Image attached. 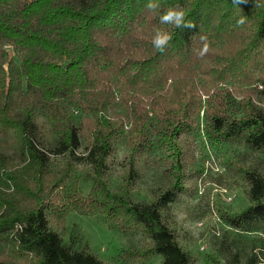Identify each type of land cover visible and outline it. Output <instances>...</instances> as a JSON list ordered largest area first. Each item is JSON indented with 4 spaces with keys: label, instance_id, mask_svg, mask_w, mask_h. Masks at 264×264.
Segmentation results:
<instances>
[{
    "label": "trees",
    "instance_id": "obj_1",
    "mask_svg": "<svg viewBox=\"0 0 264 264\" xmlns=\"http://www.w3.org/2000/svg\"><path fill=\"white\" fill-rule=\"evenodd\" d=\"M148 2L0 0V264H104L86 241L68 246L49 228L71 213L142 235L144 249L123 251L125 261L188 264L161 214L177 192L143 204L129 186L121 194L103 184L114 144L142 151L150 130L181 137L201 124L209 143L237 141L264 157V0H152L155 11ZM169 7L196 27L160 24ZM156 28L172 36L163 53L151 44ZM50 157L66 164L52 169ZM83 160L94 175L87 197L75 177ZM246 180L250 205L224 224L263 232L264 177L253 169ZM260 263L252 253L243 264Z\"/></svg>",
    "mask_w": 264,
    "mask_h": 264
},
{
    "label": "rangeland",
    "instance_id": "obj_2",
    "mask_svg": "<svg viewBox=\"0 0 264 264\" xmlns=\"http://www.w3.org/2000/svg\"><path fill=\"white\" fill-rule=\"evenodd\" d=\"M235 102L233 114L241 119L246 107L238 97ZM202 129L199 124L184 136L168 138L150 130L147 147L137 152L123 141L116 142L107 158L102 182L108 191L121 194L129 186L135 203L150 204L168 191L177 192V200L161 214L188 255V264H243L252 253H257L260 264H264V231L237 232L223 219L250 205L246 174L256 169L264 177V157L237 141L211 144ZM45 134L44 138L51 142L53 137L47 130ZM78 153L84 156L83 147ZM49 162L57 170L66 164V159L50 157ZM92 173L86 160L76 163L75 177L79 178L78 190L83 197L93 188ZM48 224L68 246L79 249L86 241L87 250L104 264H162L159 256L143 263L123 260V251H142L145 238L136 233L123 234L99 217L71 213L63 228L51 218Z\"/></svg>",
    "mask_w": 264,
    "mask_h": 264
},
{
    "label": "clouds",
    "instance_id": "obj_3",
    "mask_svg": "<svg viewBox=\"0 0 264 264\" xmlns=\"http://www.w3.org/2000/svg\"><path fill=\"white\" fill-rule=\"evenodd\" d=\"M149 11H155L159 5L152 0L145 5ZM159 23L162 25H171L177 29H194L196 27L195 23L187 20L185 12L178 7H169L162 14L159 15ZM203 40L204 37H201ZM172 36L169 32L156 28L154 30V35L151 39V44L153 48L160 53H163L170 45ZM209 50V45L205 43L203 47L198 51V55L203 57Z\"/></svg>",
    "mask_w": 264,
    "mask_h": 264
}]
</instances>
